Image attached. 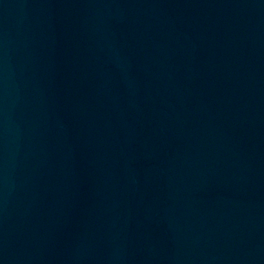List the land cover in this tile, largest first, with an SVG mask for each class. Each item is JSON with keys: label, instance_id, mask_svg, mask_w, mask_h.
Returning a JSON list of instances; mask_svg holds the SVG:
<instances>
[{"label": "water", "instance_id": "obj_1", "mask_svg": "<svg viewBox=\"0 0 264 264\" xmlns=\"http://www.w3.org/2000/svg\"><path fill=\"white\" fill-rule=\"evenodd\" d=\"M0 264H264V0H0Z\"/></svg>", "mask_w": 264, "mask_h": 264}]
</instances>
